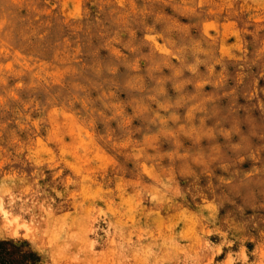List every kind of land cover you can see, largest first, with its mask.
Wrapping results in <instances>:
<instances>
[{
    "label": "rangeland",
    "instance_id": "rangeland-1",
    "mask_svg": "<svg viewBox=\"0 0 264 264\" xmlns=\"http://www.w3.org/2000/svg\"><path fill=\"white\" fill-rule=\"evenodd\" d=\"M0 264H264V0H0Z\"/></svg>",
    "mask_w": 264,
    "mask_h": 264
}]
</instances>
